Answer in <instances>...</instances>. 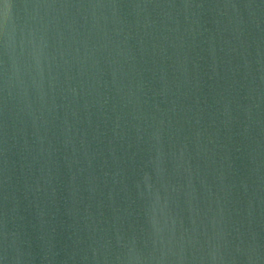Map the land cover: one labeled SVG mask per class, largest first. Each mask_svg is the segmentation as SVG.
Instances as JSON below:
<instances>
[{"label": "water", "instance_id": "95a60500", "mask_svg": "<svg viewBox=\"0 0 264 264\" xmlns=\"http://www.w3.org/2000/svg\"><path fill=\"white\" fill-rule=\"evenodd\" d=\"M0 264H264V0H0Z\"/></svg>", "mask_w": 264, "mask_h": 264}]
</instances>
